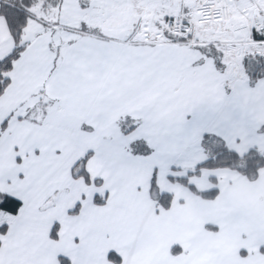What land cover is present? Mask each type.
Returning <instances> with one entry per match:
<instances>
[{
	"label": "snow or ice",
	"instance_id": "obj_1",
	"mask_svg": "<svg viewBox=\"0 0 264 264\" xmlns=\"http://www.w3.org/2000/svg\"><path fill=\"white\" fill-rule=\"evenodd\" d=\"M0 264H264V0H0Z\"/></svg>",
	"mask_w": 264,
	"mask_h": 264
}]
</instances>
